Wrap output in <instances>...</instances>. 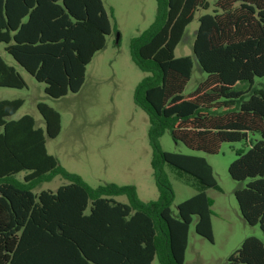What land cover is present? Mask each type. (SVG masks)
Here are the masks:
<instances>
[{"label": "trees", "instance_id": "trees-1", "mask_svg": "<svg viewBox=\"0 0 264 264\" xmlns=\"http://www.w3.org/2000/svg\"><path fill=\"white\" fill-rule=\"evenodd\" d=\"M153 22L130 42V58L146 73L133 102L147 116L150 167L157 198L143 202L132 185L89 187L47 152L60 115L39 102L44 128L30 115L11 117L22 99L0 100V264H183L192 217L194 231L212 241L211 201L200 191L176 206L163 170L169 164L214 187L204 158L163 151L159 138L216 154L222 143L247 140L246 152L228 166L243 220L264 236V0H155ZM192 53L205 73L188 94L191 56L175 57L185 28L199 10ZM101 0H0V44L26 73L58 99L77 93L87 65L110 34ZM0 87L21 89L25 81L0 57ZM25 172L22 180L16 175ZM60 176L54 191L32 190ZM124 196L126 202L117 200ZM224 264H264V244L247 237Z\"/></svg>", "mask_w": 264, "mask_h": 264}, {"label": "rangeland", "instance_id": "rangeland-1", "mask_svg": "<svg viewBox=\"0 0 264 264\" xmlns=\"http://www.w3.org/2000/svg\"><path fill=\"white\" fill-rule=\"evenodd\" d=\"M108 15L110 34L105 48L98 51L87 65L84 83L77 93L53 99L44 94V84L26 73L4 51L0 44V57L22 76L26 87L21 89L0 87V100L22 99L23 104L11 117L18 119L30 115L35 127L44 128V121L36 109L42 102L60 115V131L57 137L46 139L47 152L67 172L77 174L91 188L105 183L132 185L143 202L157 198V189L150 167L151 148L148 143V119L133 102L136 84L146 75L130 58V42L152 22L155 16V0H101ZM215 0H209L212 4ZM206 11L199 10L185 28L183 37L175 48V57L191 56V78L184 89L190 93L205 78L192 53L198 17ZM259 139L257 133H248L247 140L222 143L216 154H207L174 142L168 131L159 138L163 151L204 158L212 168L214 187H204L192 176L175 167L164 164L163 170L173 191L171 211L182 201L204 191L212 202V241L200 237L194 231L196 216L188 229L187 246L183 264H224L247 237H256L264 244V236L258 226L247 224L241 217L234 192L247 180L237 182L230 178L228 166L242 150ZM25 172L16 175L21 181ZM67 181L60 176L48 182H39L33 192L54 191ZM117 200L126 202L124 196ZM152 264H159L154 258Z\"/></svg>", "mask_w": 264, "mask_h": 264}]
</instances>
